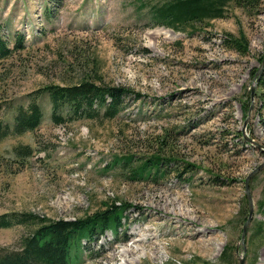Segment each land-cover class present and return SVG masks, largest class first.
I'll return each instance as SVG.
<instances>
[{"label":"rangeland","instance_id":"obj_1","mask_svg":"<svg viewBox=\"0 0 264 264\" xmlns=\"http://www.w3.org/2000/svg\"><path fill=\"white\" fill-rule=\"evenodd\" d=\"M141 4L0 0L2 34L10 46L24 38L0 63V117L13 126L33 100L44 111L36 131L0 140V215L74 220L118 201L128 205L122 226L84 239L80 264H264V0L179 29L152 24ZM85 77L141 98L128 96L113 119L59 126L36 91ZM23 145L33 155L18 156ZM152 153L172 160L171 173L128 177ZM126 154L132 165L113 163ZM28 230L0 228V246L17 247ZM148 237L153 247L135 244Z\"/></svg>","mask_w":264,"mask_h":264},{"label":"trees","instance_id":"obj_2","mask_svg":"<svg viewBox=\"0 0 264 264\" xmlns=\"http://www.w3.org/2000/svg\"><path fill=\"white\" fill-rule=\"evenodd\" d=\"M141 6L147 8V19L154 25L173 29L206 20L226 17L230 4L239 3L248 7L255 0H140ZM21 34L15 35V43L10 46L8 39L2 34L0 26V63L11 57L15 51L24 47ZM232 46L239 47L238 38H230ZM264 88V74L260 79ZM46 93L52 102V119L55 123L65 124L78 119H96L103 116L115 118L124 108L125 99L133 94L136 99L140 93H133L123 86L103 84L97 79L85 77L78 83L50 84L36 91ZM0 102V113L3 109ZM1 116V115H0ZM44 111L36 101L25 108L20 106L15 115L14 125L3 121L0 117V140L11 135H22L36 131L42 123ZM18 156L33 155L31 145L15 148ZM133 154L116 157L113 163L126 168L134 163ZM141 162V163H140ZM171 159L159 153H152L140 164L130 169L128 177L135 180L148 181L151 177L165 176L171 173L167 169ZM156 180V179H155ZM128 205L123 202H104L103 206L91 215L68 220L47 219L34 213L12 212L0 215V228L15 225L28 227L17 247L0 246V264H80V254L84 252V239L90 241L97 234L117 230L122 226L124 212Z\"/></svg>","mask_w":264,"mask_h":264},{"label":"water","instance_id":"obj_3","mask_svg":"<svg viewBox=\"0 0 264 264\" xmlns=\"http://www.w3.org/2000/svg\"><path fill=\"white\" fill-rule=\"evenodd\" d=\"M263 69H264V60H263V63H262V66L261 68L259 69V74H261L263 72ZM258 170V169H257ZM256 170V171H257ZM256 171H253L251 173V175L248 177V179L256 172ZM246 192H247V197H248V201H249V207H250V214H249V217H248V220L247 222L245 223V226H244V229H243V233H242V240L245 239V235H246V231H247V226L249 224V222L251 221L252 219V216H253V200H252V197H251V193H250V190H249V186H248V180H247V185H246ZM241 264H244V261H243V258H241Z\"/></svg>","mask_w":264,"mask_h":264},{"label":"bare ground","instance_id":"obj_4","mask_svg":"<svg viewBox=\"0 0 264 264\" xmlns=\"http://www.w3.org/2000/svg\"><path fill=\"white\" fill-rule=\"evenodd\" d=\"M157 200H158L157 201L158 202L157 205H162V203L164 202L165 199L163 197H160ZM164 204H165V202H164ZM179 214L182 215V216L184 215L183 213L182 214L181 213H178V215ZM136 235H138V234H136ZM135 244H144L146 247H153V245L155 244V242H154V238L153 237H148L147 239L140 238L139 240H136ZM137 249H138V247L131 248L130 249V253H136L138 251ZM153 249H155V251H157V248H153Z\"/></svg>","mask_w":264,"mask_h":264}]
</instances>
